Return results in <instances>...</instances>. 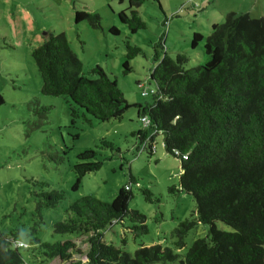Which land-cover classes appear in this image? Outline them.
I'll return each mask as SVG.
<instances>
[{
    "label": "trees",
    "instance_id": "trees-1",
    "mask_svg": "<svg viewBox=\"0 0 264 264\" xmlns=\"http://www.w3.org/2000/svg\"><path fill=\"white\" fill-rule=\"evenodd\" d=\"M146 1L128 0L129 15L118 13L130 33L145 28L135 8ZM74 20H86L92 28H100L96 13L76 11ZM109 31L118 34L113 27ZM201 40L208 59L191 68L184 67L187 58L183 53L172 58L164 52L158 56L155 50L157 62L149 75L155 84L152 102L133 105L137 116L147 120L133 134L137 150L152 154L154 137L161 135L165 151L180 160L178 191L193 197L196 218L185 219L173 229L174 246H185L183 238L195 223L209 226L207 236L191 243L180 264H264V18L227 13L221 24L211 26L208 36L193 33L191 48ZM160 41L155 49H162ZM125 47L122 67L127 74L128 61L141 50L128 43ZM31 57L42 80L41 94L64 97L71 117L117 120L130 107L116 81L99 66L90 70L94 78L83 75L82 64L64 33L46 34L31 50ZM102 143L112 148L111 143ZM94 157L91 149L76 155L79 162L73 166V189L86 173L100 168ZM37 184L42 189L45 185ZM144 193L150 200V192ZM35 196L38 213L43 207L54 208L63 199L56 190H43ZM131 197L128 186L120 188L110 202L82 196L67 206L66 218L55 222L52 232L86 236V264L176 262L180 256L160 244L140 245L130 254L103 240L105 229L126 218L132 223L129 230L133 237L147 233L144 215L128 209ZM215 222L229 226L230 231L217 230ZM35 224L27 234L28 247L18 246L13 233L0 232V264H28L19 248L29 250L28 255L40 258V262L55 258L68 261L78 252L68 238L40 240Z\"/></svg>",
    "mask_w": 264,
    "mask_h": 264
},
{
    "label": "rangeland",
    "instance_id": "rangeland-1",
    "mask_svg": "<svg viewBox=\"0 0 264 264\" xmlns=\"http://www.w3.org/2000/svg\"><path fill=\"white\" fill-rule=\"evenodd\" d=\"M135 10L145 28L130 33L117 16L120 11L129 15L128 0H0V232L13 233L17 243L28 247L27 234L36 223L40 240L68 238L78 249L68 261L55 258L40 262V258L28 255L29 250L19 248L28 264H86V236L54 234L52 225L66 218L67 206L74 200L92 195L110 202L124 186L132 194L128 209L144 215L147 233L133 237L129 230L132 223L126 218L103 231L106 243L130 254L140 245L160 244L180 257L173 263L158 264H180L191 243L208 234V225L195 223L183 238L185 246H174L173 229L185 219L196 218L195 201L190 194L178 191L180 160L165 151L161 135L154 137L152 154L137 150L133 134L143 124L133 105L152 102L155 84L149 75L157 62L155 50L158 56L164 52L172 58L183 53L185 68L203 65L208 59L203 40L191 48L192 34L208 36L211 26L221 24L230 12L264 18V0H148ZM76 11L96 13L100 28H92L86 20L76 23ZM111 27L118 34H112ZM48 33H64L84 76L94 78L90 70L99 66L116 81L130 106L120 119L73 118L64 97L41 94L42 80L31 50ZM159 41L162 49H155ZM126 43L141 53L128 61L130 72L124 74ZM102 141L111 143L112 148ZM90 149L95 152L93 160L101 166L86 173L73 189V166L79 162L76 155ZM39 182L45 184L43 189ZM170 187L175 190L170 191ZM43 190L59 191L63 199L54 208L43 207L38 213L35 194ZM144 190L150 192V200ZM215 228L230 231L221 222H215Z\"/></svg>",
    "mask_w": 264,
    "mask_h": 264
},
{
    "label": "built area",
    "instance_id": "built-area-1",
    "mask_svg": "<svg viewBox=\"0 0 264 264\" xmlns=\"http://www.w3.org/2000/svg\"><path fill=\"white\" fill-rule=\"evenodd\" d=\"M141 121H142L143 125L147 124V120L145 118H142ZM184 158H185V156H184ZM18 246H22V245L20 243H18Z\"/></svg>",
    "mask_w": 264,
    "mask_h": 264
}]
</instances>
